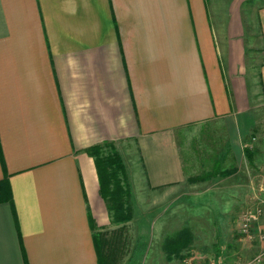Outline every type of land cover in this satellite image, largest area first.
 Returning <instances> with one entry per match:
<instances>
[{"label": "crops", "instance_id": "crops-1", "mask_svg": "<svg viewBox=\"0 0 264 264\" xmlns=\"http://www.w3.org/2000/svg\"><path fill=\"white\" fill-rule=\"evenodd\" d=\"M215 5L0 0V264H100L95 235L119 226L86 153L94 146L132 143L151 190L187 182L180 134L195 127L211 180L223 179V161L264 162V138L244 142L264 107V6L256 48L239 7ZM233 188L220 190L219 212L246 206ZM255 228L264 237V214ZM180 237L171 246L188 241ZM236 241L232 259L264 255V239Z\"/></svg>", "mask_w": 264, "mask_h": 264}, {"label": "rangeland", "instance_id": "rangeland-1", "mask_svg": "<svg viewBox=\"0 0 264 264\" xmlns=\"http://www.w3.org/2000/svg\"><path fill=\"white\" fill-rule=\"evenodd\" d=\"M214 1L216 8L218 6V12L223 14L224 12L227 14L226 11L230 10L231 4L233 8L239 7L238 10L241 11L245 28H247L249 43L254 44L252 37L255 34L252 25L255 22L257 10L264 6V0ZM254 47L258 48L257 45ZM253 56L250 55V58L253 59ZM260 103L259 100L256 101L253 107ZM258 108L262 113L257 118L260 126L257 125L246 137L244 142L247 146L253 143L259 144L264 138V107L257 106L256 109ZM203 130L204 128L195 127L191 131L180 134V144L185 150L186 168L189 169L187 182L174 189L151 190L148 188L141 175L133 144L127 143L122 145V148H116L124 166V187L129 194L131 207V219L125 224L123 234L126 245L118 264H136L139 259L137 264L144 262V264H182L185 259L186 262L183 264H230L234 257L233 253L238 247L236 240L240 237L239 223L243 220L251 221L250 232L253 231L256 234L254 231L256 220L264 214L263 159L255 164L254 168L246 164L237 167L230 164L227 159L228 163L223 161L221 164L220 175H224L223 179L211 180V165L208 159H205L207 158L206 149H204L206 138L202 133ZM192 156L195 158L189 164L188 160ZM238 172L242 175L224 179L227 175L230 176V173ZM232 188H239L245 196L248 194V197H241L244 201L242 204L246 206L234 213L219 212L218 205L224 197V192L221 193L220 190ZM249 209L251 211H248ZM187 233L191 236L190 243L184 247L183 251H174L169 242ZM222 237H227V240H223ZM254 240H256L255 236ZM248 244H251L249 247H254L253 243ZM229 245L232 248H229ZM249 247L247 251H250ZM146 251L148 252L147 260L144 255ZM131 254L135 255L130 257ZM254 255L246 252L239 257L243 261H249Z\"/></svg>", "mask_w": 264, "mask_h": 264}, {"label": "trees", "instance_id": "trees-1", "mask_svg": "<svg viewBox=\"0 0 264 264\" xmlns=\"http://www.w3.org/2000/svg\"><path fill=\"white\" fill-rule=\"evenodd\" d=\"M86 153L94 160L100 183L101 197L106 204L107 211L113 223L119 226L111 231H101L95 235V239H97L99 263L118 264L122 257V250L126 245L123 238L126 227L125 224L131 219L129 194L124 187V166L120 155L111 143H103L94 146L87 149ZM190 181L193 180L190 179ZM4 190L5 189L1 187L0 203L4 200L3 194L1 193V191ZM185 236H187L188 241L183 243V240L179 239L178 244L171 246L174 251H180L190 242L191 238L188 233L185 234ZM184 238L186 239V237ZM170 245H173L172 241ZM235 258L231 259L232 262Z\"/></svg>", "mask_w": 264, "mask_h": 264}, {"label": "built area", "instance_id": "built-area-1", "mask_svg": "<svg viewBox=\"0 0 264 264\" xmlns=\"http://www.w3.org/2000/svg\"><path fill=\"white\" fill-rule=\"evenodd\" d=\"M248 211H251V209H249ZM250 224H251V221L249 220H243L242 222L239 223L238 230H239L240 238L247 242H253L254 236L256 239H259V240L264 239L262 235L260 234L256 235L255 233H253V231L250 232ZM263 261H264V255H263V252H261V253L254 255V257L249 261H243L241 257L238 256V258H235L231 264H262Z\"/></svg>", "mask_w": 264, "mask_h": 264}]
</instances>
